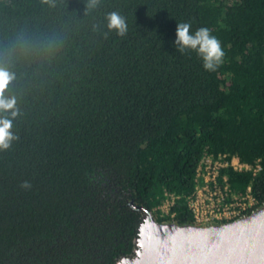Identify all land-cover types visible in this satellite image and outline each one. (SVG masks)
I'll return each mask as SVG.
<instances>
[{
    "label": "trees",
    "instance_id": "trees-1",
    "mask_svg": "<svg viewBox=\"0 0 264 264\" xmlns=\"http://www.w3.org/2000/svg\"><path fill=\"white\" fill-rule=\"evenodd\" d=\"M88 4L0 0L4 95L19 109L0 110L19 136L0 151V264L133 257L145 210L195 223L205 156L227 162L216 176L226 201L249 192L252 209L264 203V0ZM113 11L124 37L107 28ZM179 22L221 41L215 71L176 49Z\"/></svg>",
    "mask_w": 264,
    "mask_h": 264
},
{
    "label": "water",
    "instance_id": "water-1",
    "mask_svg": "<svg viewBox=\"0 0 264 264\" xmlns=\"http://www.w3.org/2000/svg\"><path fill=\"white\" fill-rule=\"evenodd\" d=\"M135 246L134 256L117 264H264V203L205 223L159 222L145 210Z\"/></svg>",
    "mask_w": 264,
    "mask_h": 264
},
{
    "label": "clouds",
    "instance_id": "clouds-1",
    "mask_svg": "<svg viewBox=\"0 0 264 264\" xmlns=\"http://www.w3.org/2000/svg\"><path fill=\"white\" fill-rule=\"evenodd\" d=\"M44 3H51V0H43ZM99 0H89L88 7L94 8ZM109 31H115L119 37H124L128 32V25L124 16L119 12L113 11L107 14ZM190 22H179L176 27V39L174 45L176 49L184 53L187 50L195 51L203 62L206 71H215L222 63L225 52L221 46V41L211 34L207 27H200L194 32L191 31ZM13 76L7 70L0 69V110H11L10 115L14 119L19 114L16 107L15 97H5L4 92ZM13 120L8 117H0V151L9 150L14 141L19 136L12 130ZM24 189H30L31 183L24 181L21 184Z\"/></svg>",
    "mask_w": 264,
    "mask_h": 264
},
{
    "label": "built area",
    "instance_id": "built-area-1",
    "mask_svg": "<svg viewBox=\"0 0 264 264\" xmlns=\"http://www.w3.org/2000/svg\"><path fill=\"white\" fill-rule=\"evenodd\" d=\"M223 156H218L214 159L210 156H205L202 164L199 166L198 175L203 177L202 183H197L196 193L188 201V206L194 214L196 223H205L210 221H229L242 216L245 212L252 209L255 205V200L252 195L247 192L243 197L233 196L230 202L225 200V189H222L217 181L216 176L221 167L226 166ZM231 165L236 169H249L250 166L238 162L236 158L232 159ZM257 167L255 171L259 169ZM168 200L161 206L163 212H168L170 203Z\"/></svg>",
    "mask_w": 264,
    "mask_h": 264
}]
</instances>
